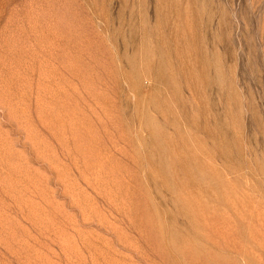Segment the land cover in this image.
Returning <instances> with one entry per match:
<instances>
[{
	"label": "rangeland",
	"instance_id": "obj_1",
	"mask_svg": "<svg viewBox=\"0 0 264 264\" xmlns=\"http://www.w3.org/2000/svg\"><path fill=\"white\" fill-rule=\"evenodd\" d=\"M0 264H264V0H0Z\"/></svg>",
	"mask_w": 264,
	"mask_h": 264
}]
</instances>
